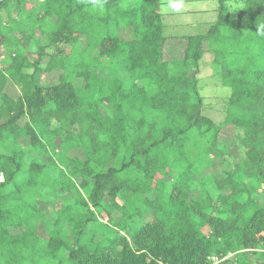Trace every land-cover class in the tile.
Here are the masks:
<instances>
[{
  "label": "trees",
  "instance_id": "trees-1",
  "mask_svg": "<svg viewBox=\"0 0 264 264\" xmlns=\"http://www.w3.org/2000/svg\"><path fill=\"white\" fill-rule=\"evenodd\" d=\"M160 3L0 0V264H264V0L179 37Z\"/></svg>",
  "mask_w": 264,
  "mask_h": 264
},
{
  "label": "rangeland",
  "instance_id": "rangeland-1",
  "mask_svg": "<svg viewBox=\"0 0 264 264\" xmlns=\"http://www.w3.org/2000/svg\"><path fill=\"white\" fill-rule=\"evenodd\" d=\"M168 0H161V7L164 6ZM185 8L179 14H164L163 20L165 25V36L167 37H179L180 35H195L203 34L206 32L208 27L215 21V7L216 0H187L185 1ZM195 11V12H192ZM161 12V11H160ZM190 12L191 15L189 14ZM165 23V24H166ZM184 42L177 43L176 41H168L166 44V49L164 53V59L169 60L172 57L179 58L182 56ZM201 68L199 74L196 77L199 79L198 87L201 96L204 98L205 107L203 113L209 115L215 121H220L224 117V104L227 100V89L220 86L218 83L217 73L218 67L213 64V55L209 52H205L202 57ZM56 74L52 73L49 75H44L42 82L44 85H52L56 82ZM222 136L225 140H228L232 136V131L230 128H224L222 131ZM44 157V156H43ZM44 160V159H43ZM215 166H212L211 172L214 174ZM214 193V191L212 190ZM81 195V193H80ZM77 194L71 195V198L76 197ZM66 199H64L65 201ZM264 197L258 195L257 202L263 203ZM62 201V202H64ZM39 206L43 211L50 215L52 209L45 204L39 203ZM39 225L37 234L41 235L45 233L44 229Z\"/></svg>",
  "mask_w": 264,
  "mask_h": 264
},
{
  "label": "clouds",
  "instance_id": "clouds-1",
  "mask_svg": "<svg viewBox=\"0 0 264 264\" xmlns=\"http://www.w3.org/2000/svg\"><path fill=\"white\" fill-rule=\"evenodd\" d=\"M92 7H102L101 0H90ZM185 8L184 0H168V2L161 7V14H179Z\"/></svg>",
  "mask_w": 264,
  "mask_h": 264
},
{
  "label": "built area",
  "instance_id": "built-area-1",
  "mask_svg": "<svg viewBox=\"0 0 264 264\" xmlns=\"http://www.w3.org/2000/svg\"><path fill=\"white\" fill-rule=\"evenodd\" d=\"M219 261L215 259L214 263L213 264H217Z\"/></svg>",
  "mask_w": 264,
  "mask_h": 264
}]
</instances>
